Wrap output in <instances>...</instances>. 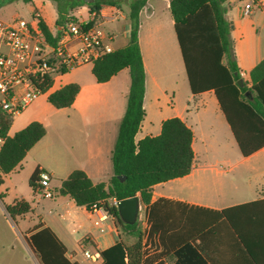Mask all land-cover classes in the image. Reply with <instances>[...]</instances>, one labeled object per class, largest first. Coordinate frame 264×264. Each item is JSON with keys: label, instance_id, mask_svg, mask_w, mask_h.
<instances>
[{"label": "crops", "instance_id": "0c3cea01", "mask_svg": "<svg viewBox=\"0 0 264 264\" xmlns=\"http://www.w3.org/2000/svg\"><path fill=\"white\" fill-rule=\"evenodd\" d=\"M132 1L104 0L97 18L87 6L74 9L70 15L64 14L79 22L95 19L98 27L115 23L116 28L107 33L114 35L110 44L116 50L129 43ZM250 1H226L227 17L234 26L232 38L237 63L242 78L248 82L250 72L264 59V0H254L251 14L247 16L244 10ZM170 2L147 0L140 13L139 43L146 72V116L136 141L159 135L165 120L178 117L193 130L195 160L189 175L155 185L150 203L140 202L139 212L141 206L144 209L143 217L138 212L143 232L141 264H177L178 250H188L193 257L195 253L191 251L197 250L196 254L207 264H252L220 213L233 206L264 199V147L250 156H243L215 92L197 95L191 92L185 66L184 69L180 66L183 58ZM30 3L33 4L31 17L38 14L53 34L61 32L63 24H57V10L56 13L50 11L49 19L43 14L42 7L50 0H39V3L31 0ZM176 62L177 68L173 67ZM92 65L73 69L56 83L54 91L66 84H80V93L71 107L56 109L47 100L50 93L45 94L46 100L36 104L41 111H36L22 127L37 121L46 128V135L25 159L33 160L34 171L49 173L54 197L43 198L37 188L30 199L21 197L9 201L4 184L0 187V264H41L29 242L33 235L46 229L65 248V258L76 264H103L102 257L94 261L86 259L83 253H102L121 239L128 245L135 241L119 236L111 216L96 225L97 214H91L85 206H78L74 199L56 193L61 181L75 170L86 172L94 184L108 182L113 175L112 152L126 111L130 71L124 69L110 81L98 83L93 74L88 76L92 73ZM84 68L86 70H82ZM67 75L71 78L63 85L59 83ZM181 89L180 105L171 106L164 101V96L176 101ZM46 113H53L56 118L43 121ZM8 135L13 136L10 130ZM224 138L233 141L238 150L234 153L212 151L213 144ZM54 181H57L55 186ZM17 200L29 202L31 211L13 218L7 206Z\"/></svg>", "mask_w": 264, "mask_h": 264}, {"label": "trees", "instance_id": "16d2710c", "mask_svg": "<svg viewBox=\"0 0 264 264\" xmlns=\"http://www.w3.org/2000/svg\"><path fill=\"white\" fill-rule=\"evenodd\" d=\"M54 1L59 3L58 25H65L69 19L76 21L65 16L60 9V5L68 0ZM71 1L72 9L87 6L97 18L104 0L92 3ZM226 1L171 0L170 10L191 92L194 95L211 90L215 92L239 150L247 157L264 147V59L250 72V82L245 81L236 59ZM146 3L147 0H133L131 3L128 45L104 55L92 65V74L98 83L110 81L124 69L130 71L126 111L112 152L113 175L108 182L94 184L86 172L75 170L61 181L60 188L56 190L58 195L74 199L78 206L88 209L98 204L114 219L119 236L135 240L128 245L121 239L102 252L103 264H141L142 260L140 218L135 223H125L112 200L138 196L140 202L147 205L155 185L185 177L194 167V133L178 117L165 120L159 135L136 141L146 116V72L139 43L140 13ZM94 20L86 27H92ZM40 25L47 40L56 45L61 32L53 34L42 18ZM80 90L78 83L66 84L48 95L47 100L56 109L69 108ZM12 123L13 118L0 110L1 132L6 137L0 151V187L5 176L12 173L46 135L45 126L34 121L9 136ZM39 174L37 169L30 178L34 192L38 188ZM119 176L125 179L121 180ZM7 211L13 218L24 216L30 213L31 205L26 200H17L7 206ZM220 215L234 231L251 263L264 264V199L224 209ZM29 243L41 264H76L65 258V248L49 229L33 235ZM191 252L195 253V257L188 250H178L177 264H207L201 255L196 254L197 250Z\"/></svg>", "mask_w": 264, "mask_h": 264}, {"label": "built area", "instance_id": "2783aa9c", "mask_svg": "<svg viewBox=\"0 0 264 264\" xmlns=\"http://www.w3.org/2000/svg\"><path fill=\"white\" fill-rule=\"evenodd\" d=\"M254 3L251 0L245 5V15L251 14ZM89 22L69 19L61 29L59 41L53 45L41 28L38 14L30 19H0V110L12 118L20 115L40 96L53 93L65 72L94 64L99 58L113 52L110 43L114 35L95 24L86 27ZM5 142L6 137L0 126V151ZM50 181L49 173L41 170L38 193L43 198L54 197ZM117 203L114 199L116 206ZM88 210L99 216L96 225L108 216L98 204ZM83 255L94 261L101 259V253L97 251H85Z\"/></svg>", "mask_w": 264, "mask_h": 264}, {"label": "rangeland", "instance_id": "374dc122", "mask_svg": "<svg viewBox=\"0 0 264 264\" xmlns=\"http://www.w3.org/2000/svg\"><path fill=\"white\" fill-rule=\"evenodd\" d=\"M35 1L36 3H39V0H35ZM58 5L59 3L57 1L50 0L49 4L42 7L43 14L45 15L47 19H49L50 17L49 14L51 10L54 13H56V10H57L58 18H59V10H58L59 6ZM71 5H72V1L68 0L63 5L62 4L60 5V9L63 12L68 13V15H70L74 11V9L71 8ZM32 6L33 4H31L30 2L26 0H0V19L7 20V21H10L16 18L29 19L31 17ZM100 28L103 29L105 32H107V31L115 29L116 24L115 23H105V24L100 25ZM180 66H181V69L182 68L184 69L183 61H181ZM173 67L177 68V62L173 65ZM86 68L87 70L89 69V67H86ZM82 70H86V69L84 68ZM77 72H78L77 73L78 75L81 74V71H77ZM88 76L89 77L92 76V73L89 72ZM69 78L71 77L67 75L59 83H62L63 85V83H65L67 79ZM181 96H183L182 89L179 91L176 101L173 102L172 98L168 96H164V101L166 103H169L171 106L174 103H176V106H178L180 105L179 104L180 100L178 101V99ZM43 100H46V95L40 96L37 100L34 101L35 103L32 106L30 105H29L30 107L27 106L22 111L21 115L14 117L11 129H10V135H14L18 131L22 130L23 129L22 127L26 125V123L32 117V115H34L36 111L37 112L41 111L39 108H37L36 104ZM52 114L53 113H46L43 116L44 118H42L43 121H48L49 119L53 120L54 118H56V116H52ZM213 145H214V148H211V150L215 152L217 150H228L231 153H234V151L238 150L235 143H233V141L230 142L229 140H227V138H224L222 139L220 143H214ZM34 169L35 168L33 165V160L28 158V159H25L21 163V166H19V168L15 172L5 176L3 190L9 192V196H7V199L9 201H12L13 199L21 198V197L25 199H30L32 198V196L34 197L33 189L30 186V178L34 172ZM55 185H57V181L53 182V186ZM143 213H144V209L141 206L140 212H139L141 217H143Z\"/></svg>", "mask_w": 264, "mask_h": 264}, {"label": "water", "instance_id": "95a60500", "mask_svg": "<svg viewBox=\"0 0 264 264\" xmlns=\"http://www.w3.org/2000/svg\"><path fill=\"white\" fill-rule=\"evenodd\" d=\"M89 3H92L94 0H86ZM231 24V28H233V22H230ZM241 86H243V80L240 79L239 80ZM249 94V92H247V95ZM119 178L121 180H124L125 177L123 176H119ZM139 205H140V199L138 198V196H134V197H130V198H126L123 200L118 201L117 203V207L120 213V216L122 218V220L125 223H135L138 219V212H139Z\"/></svg>", "mask_w": 264, "mask_h": 264}]
</instances>
